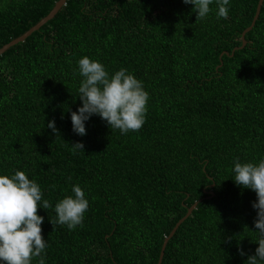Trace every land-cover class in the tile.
Instances as JSON below:
<instances>
[{
	"label": "trees",
	"instance_id": "trees-1",
	"mask_svg": "<svg viewBox=\"0 0 264 264\" xmlns=\"http://www.w3.org/2000/svg\"><path fill=\"white\" fill-rule=\"evenodd\" d=\"M59 1L0 0V49ZM259 2L231 0L226 20L213 4L197 21L183 0H68L0 56V174L24 171L49 201L38 208L46 264H159L196 203L162 264H245L255 254L257 194L232 168L264 159V4L235 51ZM84 56L143 81L139 131L121 135L93 116L86 136L73 132ZM53 119L59 135L47 128ZM77 142L84 152L74 154ZM77 183L89 200L83 227L54 226L56 203Z\"/></svg>",
	"mask_w": 264,
	"mask_h": 264
},
{
	"label": "clouds",
	"instance_id": "clouds-1",
	"mask_svg": "<svg viewBox=\"0 0 264 264\" xmlns=\"http://www.w3.org/2000/svg\"><path fill=\"white\" fill-rule=\"evenodd\" d=\"M193 5L192 11L197 21L205 20L212 13L215 4L217 19H227L231 0H183ZM80 82L79 98L82 106L71 112L72 130L79 136H86V122L99 116L111 131L119 130L121 135L139 131L146 122L150 94L145 90L143 81L134 73L121 67L110 73L98 60L84 56L78 60ZM47 128L59 135L55 120L47 122ZM72 151L84 152L82 142L71 144ZM234 182L238 186L251 189L257 194L253 208L257 210L255 220L258 247L255 254L248 256L245 264H264V159L258 162L234 161L232 168ZM71 179V178H69ZM71 195L59 200L54 208L57 219L53 225L66 226L74 231L83 227L89 200L80 184H74ZM40 185L21 170L14 174H0V264H38L47 262V240L42 235L44 216L38 208L48 209L51 205L43 199ZM240 255H247L240 249Z\"/></svg>",
	"mask_w": 264,
	"mask_h": 264
},
{
	"label": "water",
	"instance_id": "water-1",
	"mask_svg": "<svg viewBox=\"0 0 264 264\" xmlns=\"http://www.w3.org/2000/svg\"><path fill=\"white\" fill-rule=\"evenodd\" d=\"M68 0H60L55 8L51 11V13L44 18L43 20H41L37 25H35L33 28H31L27 33H25L24 35H22L21 37L15 39L14 41H12L11 43L5 45L3 48L0 49V56L5 54L7 51H9L12 47L25 42L29 37H31L35 32H38L41 30L42 27H44L46 24H48L50 21H52L54 18H56V16L59 14V12L66 6ZM264 4V0H260L259 2V6H258V10H257V14L256 17L253 21V24L251 25V27H249L244 33H243V46L241 48H236L235 51L243 49L246 45H247V40H246V36L249 32H251L253 30V28L256 25V22L258 21L260 15H261V11H262V7ZM234 51V53H235ZM227 55H229V53H227ZM199 203H196L188 212L187 216L185 218H183L175 227V229L172 231L171 235L169 238H167L164 247H163V251L161 254V258L159 261V264L163 263V259L165 256V251L167 248V245L169 243V241L174 237V235L176 234V232L178 231V229L180 228V226L192 215L193 211L197 208Z\"/></svg>",
	"mask_w": 264,
	"mask_h": 264
}]
</instances>
